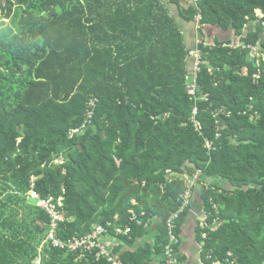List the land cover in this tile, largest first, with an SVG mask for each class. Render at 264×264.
<instances>
[{"label":"trees","instance_id":"obj_1","mask_svg":"<svg viewBox=\"0 0 264 264\" xmlns=\"http://www.w3.org/2000/svg\"><path fill=\"white\" fill-rule=\"evenodd\" d=\"M2 2L0 264H109L94 251L44 242L50 218L29 195L31 182L40 197H63L59 238L110 222L108 235L121 242L110 251L124 264H150L163 255L166 222L187 190L191 200L198 174L232 186L196 182L205 213L204 226L194 227L201 260L264 264V62L246 56L256 54L253 45L264 51V0H197L177 14L161 0ZM196 15L199 37L219 28L243 45L197 44L193 99L175 17L196 24ZM248 21L254 29L243 34ZM91 98L98 102L90 125L70 135ZM193 207L173 219L178 264ZM152 222L153 242L132 250ZM116 226L128 232L116 234Z\"/></svg>","mask_w":264,"mask_h":264},{"label":"bare ground","instance_id":"obj_2","mask_svg":"<svg viewBox=\"0 0 264 264\" xmlns=\"http://www.w3.org/2000/svg\"><path fill=\"white\" fill-rule=\"evenodd\" d=\"M199 15H196V27H199L198 21H199ZM199 69V66H198ZM97 99V98H96ZM98 102V100H97ZM96 102V103H97ZM87 103V102H86ZM212 148V147H211ZM210 148V149H211ZM208 149V148H207ZM209 149V150H210ZM29 195L33 197L36 200V205L43 209L49 216V211L53 214L56 222L55 230H54V236L52 239H45L44 242L50 243L51 246L53 247H67V249L70 250H77L81 249L82 251L85 252H95V257H105L106 261L109 264H124L123 261L119 258V255L117 253H114L110 251L108 248V245L102 242V238L108 236V227L112 225V223L108 222L106 225L98 224L94 228L92 232L89 234H86L84 236H73L71 238L67 239H61L57 236V228L60 222L63 220V216L61 213V210L58 208V205L60 202H62V196L57 198V201L55 202L52 196L48 197H40L38 193L33 189V182L30 184V190H29ZM181 205L180 209L178 210L181 211L183 207L187 204L190 203V191H186L182 197H181ZM178 212L172 213L170 218L166 222V226L168 228V243L164 247L163 255L155 259L151 260L152 263L150 264H169V258L168 252L171 254V258L173 261V264H178V258L177 255L172 247L173 244L177 243L178 238L173 232L174 228V221L173 219L177 217ZM132 219H136L134 216H132ZM101 227V231L97 232V228ZM128 232V227H121V226H116L115 227V233L116 234H126ZM173 236V238H171ZM77 243L75 248H72L70 245ZM163 261V262H161Z\"/></svg>","mask_w":264,"mask_h":264},{"label":"rangeland","instance_id":"obj_3","mask_svg":"<svg viewBox=\"0 0 264 264\" xmlns=\"http://www.w3.org/2000/svg\"><path fill=\"white\" fill-rule=\"evenodd\" d=\"M174 11L175 10H173V9H169L170 13H175ZM0 19H1V16H0ZM17 19H18V15L16 16L14 21H16ZM5 23H7V25H10V22H7L6 19H5ZM191 25H193V23H191ZM216 29L217 30L213 29V31L211 32V35H214V37H210V36H208V34L207 35L202 34V36L197 37L196 39L200 40V42H198V43H201L202 45L206 46V45L214 44V39L223 40L224 38H228V40L224 39L222 43H227V44L230 43L228 45L226 44L227 47L228 46L231 48L236 47V42H237L238 36L234 35L232 31L228 32V31H223V30L221 31L219 28H216ZM253 29H254L253 23L251 21H248L243 25V27H242L243 32L242 33L243 34L247 33L248 31H251ZM215 33L216 34L221 33V34L215 35ZM255 46L259 47L258 45H255ZM190 49H192V48H190ZM257 51H258V49H257ZM252 53H254L253 50L251 51V53H248L246 56H247V58H249L248 60H253V58L256 56L254 59L255 62H253L254 65L259 66L261 63L260 61L264 62V56L261 54V52L257 53V54H252ZM262 53L264 54V51H262ZM257 56L262 57V59L259 60L257 58ZM192 64H194V63H192ZM204 64L209 68V64L207 62H205ZM190 69L191 68H188V73H189L188 79L191 83L192 76H191V72L189 71ZM185 177H186L187 185L191 186L193 179L188 177V176H185ZM197 177H198V180L200 182H198L197 179H196V181L194 180V188H193L194 189V195L190 200V201H192V205L194 207L191 209V211L187 217L186 222L183 224L182 233L180 235V241L181 242L179 244V250H180L179 253H182L186 256L185 261L187 262V263L184 262L183 264H185V263L186 264H204V263H202L203 261L201 260V258L199 256V249H200V246L202 244V241L197 242L194 238L195 237L194 227H195L196 223H199L200 226H204V224H205V213H204L202 205L200 204L199 192H198L199 187L196 184V182L198 184H202L201 183V181H202L205 184H212V185L214 184V185L224 187L226 189L232 188V186L230 185L229 182L223 181V179L219 178V177H207V176H202V175L200 176L199 174ZM200 177H202L203 179H201ZM31 200H32V202H34V200L32 198H31ZM199 205H201V206H199ZM198 206H199V208H198ZM154 223L152 224L149 235L146 237H142V236L139 237L137 239V241L131 246L132 250L138 246H142L144 243L153 242L154 237H155V233H156V228L154 227L155 226ZM216 225H217V220L213 224H211V226H213V227H215ZM114 243H117V242H114ZM151 259L152 258L150 257V260ZM35 261H36L35 263H38L39 259L37 258ZM150 263H152V261H150ZM212 264H221V263H218V262L215 263L214 262Z\"/></svg>","mask_w":264,"mask_h":264},{"label":"built area","instance_id":"obj_4","mask_svg":"<svg viewBox=\"0 0 264 264\" xmlns=\"http://www.w3.org/2000/svg\"><path fill=\"white\" fill-rule=\"evenodd\" d=\"M0 3H3L2 0H0ZM243 45L242 42H236V47H239ZM253 49H255L256 51V54L257 53H260L261 50L259 49V47H256L255 45L252 46ZM258 49V51L256 50ZM189 55L194 59L193 61V66H192V69H191V76H192V80H191V83L190 81L186 84V91H187V94H189L190 96L193 97V99H195V93H196V90H197V86H196V79H195V76H193L194 72H196L198 70V66L200 67V58H201V54L199 52V50L197 49V47H194L192 49L189 50ZM264 56V54H262ZM210 70V68H209ZM96 102H97V99L96 98H91L87 101L86 103V111H85V118L82 122V124L79 126V127H76V128H73L70 130L69 134L71 135L72 133H75V132H79L81 130H83L84 128H86L88 125H90L91 123V119L93 117V110L96 106ZM197 110H196V107H193L192 109V115H191V121L194 123L196 129H200V126H199V123L198 121L195 119V114H196ZM204 146L208 149H210L212 146H211V142L209 140H206L205 141V144ZM49 218H50V225H49V231L47 233V236L45 239H52L53 236H54V230H55V226H56V222H55V218L53 216V214L49 211ZM101 231V227H98L97 228V232H100ZM171 238H173V236H171ZM77 245V243L75 244H72L70 245L72 248H75ZM168 256H170L169 258V264H173V261H172V258H171V254L168 252Z\"/></svg>","mask_w":264,"mask_h":264},{"label":"crops","instance_id":"obj_5","mask_svg":"<svg viewBox=\"0 0 264 264\" xmlns=\"http://www.w3.org/2000/svg\"><path fill=\"white\" fill-rule=\"evenodd\" d=\"M165 5H168L167 6V9H173L175 10V14L178 13V7L180 8H186L187 6H191L194 2H196L197 0H161ZM172 14V13H171ZM175 20L176 22L178 23L179 27H180V30L184 36V42L186 44V47L188 48L187 50V60H188V68H191L192 69V66H193V61L194 59L189 55V50L190 48H194V47H197V43L200 42V40L196 39L197 37H199L198 35V31H197V27H196V24H195V21L194 22H187V21H184L181 19V17L179 16H176L175 17ZM191 23H193V25H191ZM217 30V29H215ZM214 30V31H215ZM212 31H213V28H212ZM207 32H205L206 34ZM221 33H215V35H220ZM196 39V40H195ZM224 39H228V38H224ZM197 49L199 50L201 56H202V51L197 47ZM200 62H201V58H200ZM191 69L189 70L191 72ZM115 237H112L110 234L106 237H103L102 238V242H104L105 244L108 245V248L111 249V247H113L114 245H118V244H121V242L119 240H117ZM114 242H117V243H114ZM180 252V250H179ZM116 253V252H114ZM118 254V253H117ZM156 258L154 257L152 259L155 260ZM203 261V260H202ZM184 262H186L184 260ZM183 262V263H184ZM187 263V262H186ZM185 263V264H186ZM204 263V262H202ZM205 264V263H204Z\"/></svg>","mask_w":264,"mask_h":264},{"label":"clouds","instance_id":"obj_6","mask_svg":"<svg viewBox=\"0 0 264 264\" xmlns=\"http://www.w3.org/2000/svg\"><path fill=\"white\" fill-rule=\"evenodd\" d=\"M48 225H50V222L48 223ZM48 231H49V228H48ZM48 233V232H47ZM46 236H47V234H46Z\"/></svg>","mask_w":264,"mask_h":264}]
</instances>
